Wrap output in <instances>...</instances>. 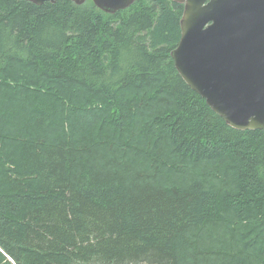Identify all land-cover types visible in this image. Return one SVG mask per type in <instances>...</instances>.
<instances>
[{"label": "trees", "instance_id": "1", "mask_svg": "<svg viewBox=\"0 0 264 264\" xmlns=\"http://www.w3.org/2000/svg\"><path fill=\"white\" fill-rule=\"evenodd\" d=\"M182 12L0 0V264H264V129L178 75Z\"/></svg>", "mask_w": 264, "mask_h": 264}, {"label": "water", "instance_id": "2", "mask_svg": "<svg viewBox=\"0 0 264 264\" xmlns=\"http://www.w3.org/2000/svg\"><path fill=\"white\" fill-rule=\"evenodd\" d=\"M68 1L81 6L86 0ZM170 1L183 6L180 39L170 54L178 75L230 128L264 129V0ZM134 2L92 0L109 15Z\"/></svg>", "mask_w": 264, "mask_h": 264}, {"label": "bare ground", "instance_id": "3", "mask_svg": "<svg viewBox=\"0 0 264 264\" xmlns=\"http://www.w3.org/2000/svg\"><path fill=\"white\" fill-rule=\"evenodd\" d=\"M117 94H118V93H117ZM117 94H116V95H117ZM104 106H105V105H104ZM80 109H81V108H80ZM6 168H7V167H6Z\"/></svg>", "mask_w": 264, "mask_h": 264}]
</instances>
